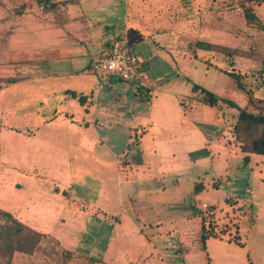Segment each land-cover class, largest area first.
Wrapping results in <instances>:
<instances>
[{"label":"crops","instance_id":"obj_1","mask_svg":"<svg viewBox=\"0 0 264 264\" xmlns=\"http://www.w3.org/2000/svg\"><path fill=\"white\" fill-rule=\"evenodd\" d=\"M0 1V86L31 63V137L0 128L1 153L27 145L21 158L3 153L1 162L15 160L23 172L2 168L0 180L30 189L26 201L13 188L0 191V209L45 235L22 260L264 264V155L245 162L246 153L225 146L226 107L197 102L193 91L247 105L226 72L241 68L244 38L264 25L255 11L264 7L254 6L249 23L242 0ZM120 40L145 60L150 88L99 84L92 74L102 50ZM254 75V96L264 99ZM13 96L0 89V101ZM232 177L247 179L253 221L247 234L239 221L242 245L210 237L204 248L199 211L239 195ZM49 239L55 251L42 244Z\"/></svg>","mask_w":264,"mask_h":264},{"label":"rangeland","instance_id":"obj_2","mask_svg":"<svg viewBox=\"0 0 264 264\" xmlns=\"http://www.w3.org/2000/svg\"><path fill=\"white\" fill-rule=\"evenodd\" d=\"M238 4H240V1ZM19 7L21 8L22 6L20 5ZM255 11L259 14V17L262 19V21H264V9H255ZM253 37L254 39H252V36L249 34L244 38L245 43L242 57L243 64L241 68H238L239 71L237 72L243 75L244 83L249 89L252 90L253 87L250 84L252 83L250 82L252 72H255L254 77L258 80V84L264 82V25H262V23L259 26L256 34H253ZM253 45L255 47L254 50H252ZM29 65H31V63H21L19 65L17 72L11 78L16 82L14 83L15 85H11V79H5L4 84L0 86V89L3 88L4 92L9 91L14 95L13 97L9 98V100L3 99L2 101H0V128L8 131L18 130V136H25L26 138L31 137V67ZM236 70L237 69L227 68L228 72H236ZM258 71H260L259 75L256 74L258 73ZM257 80H253V83ZM243 93L245 100L242 103L244 104V102L247 101V105H244L245 107L243 109H248L249 111L256 113L255 108L249 105L248 95L244 91ZM199 94L201 95L200 92ZM199 94H197V96L195 97L197 102L198 100L199 102H201L202 95L200 96ZM239 103L241 104V101ZM225 107L227 109V113L224 116V132L226 133L222 135L220 141L223 142L225 146L231 147V150H235L237 153H239V149L243 151L242 148L245 146V143L243 142L244 140L240 137L235 128L237 122V120H235V115H238V110L223 103H220L218 107L213 108L223 109ZM218 117L219 116H217L216 118L218 119ZM255 135L256 134H254L253 136ZM230 137L235 139L234 145L226 142ZM26 146V143H24L20 146V148L18 147L17 149L5 147L3 148L4 156H6L7 153H10L12 150V155H14L15 159L17 157L21 158L22 154L24 155L26 152ZM1 152L2 149L0 148V160L3 155V153ZM16 164L17 163L15 162V160L12 163L0 161V169L3 168V171L8 174L23 172V170L21 169L22 166ZM246 181L247 179H235L234 177H232L230 182H235L236 187L239 191V195L231 196L230 189L235 185L228 184V186L225 188V191L230 195L228 198L230 199L229 203H223L221 206H217V208L208 205L204 207L202 206V211L204 212V216L207 219V229L214 227L213 231L219 238L230 240L240 238L241 240L239 221L241 219L243 221L242 228L244 234L249 227V223L253 221V212L251 210V207L245 200V197H243V193H245ZM6 183L7 181L5 179L0 180V191L6 194L8 188H13V191L17 193V196L15 198L18 201H20L19 197H21L24 201L27 200V195L30 194V189L28 187L29 182L27 183L23 182L22 180H14L11 184V187H8ZM217 183H219V180L214 181L213 186ZM33 232L35 231L21 224L18 218H14L13 215H9L8 213L0 209V264H27L25 260H22L21 257L23 256L21 255V253L26 254L32 252L34 250L32 249L34 246L33 242L35 240L37 241V243L35 244L36 247L37 244H39V242L42 240V237L45 236L38 232H36L38 233V236H35ZM49 240L47 244H42L46 245L48 248H52V251H55V247H57L56 243L51 242V240L49 242ZM70 262L71 264H77L75 260H70Z\"/></svg>","mask_w":264,"mask_h":264},{"label":"trees","instance_id":"obj_3","mask_svg":"<svg viewBox=\"0 0 264 264\" xmlns=\"http://www.w3.org/2000/svg\"><path fill=\"white\" fill-rule=\"evenodd\" d=\"M264 7V0H242L240 2L241 8L244 10L246 20L250 22L257 21V18L254 13V6ZM200 45V44H199ZM230 77L234 78L237 82L238 87L246 92L249 98V105L253 106L256 110L251 112L248 109H242L234 102L227 99H219L212 92L199 87L197 85L193 86V91H199L202 95L201 102L209 107H218L220 103L227 104L232 108L238 110L236 130L240 137L244 140L245 146L242 148L244 153L247 155L244 157L245 162H249V155L251 153L264 155V99H257L254 96L252 89H249L244 83L243 75L241 73H236L235 71L226 72ZM76 97L75 93H71ZM256 134L255 136H253ZM203 190V185H195L194 193L198 194ZM199 214L202 218V241L205 248V242L210 237H217L214 233V227L207 229L206 222L207 219L204 216L203 211H199ZM32 234V233H31ZM35 236H38V233L33 232ZM239 245H242L240 238L232 240ZM37 241L33 242V248Z\"/></svg>","mask_w":264,"mask_h":264},{"label":"built area","instance_id":"obj_4","mask_svg":"<svg viewBox=\"0 0 264 264\" xmlns=\"http://www.w3.org/2000/svg\"><path fill=\"white\" fill-rule=\"evenodd\" d=\"M144 67L145 60L133 51V47L126 40H120L102 50L92 63L91 72L99 84L116 78L138 88H150L151 83ZM234 141L235 139L230 137L226 142L234 145ZM79 207L88 210L85 203H80Z\"/></svg>","mask_w":264,"mask_h":264}]
</instances>
